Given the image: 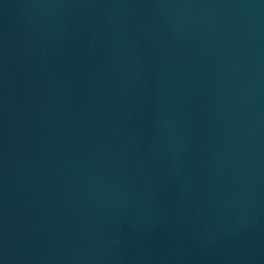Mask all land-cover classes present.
Here are the masks:
<instances>
[{
	"label": "water",
	"instance_id": "water-1",
	"mask_svg": "<svg viewBox=\"0 0 264 264\" xmlns=\"http://www.w3.org/2000/svg\"><path fill=\"white\" fill-rule=\"evenodd\" d=\"M0 264H264V0H0Z\"/></svg>",
	"mask_w": 264,
	"mask_h": 264
}]
</instances>
